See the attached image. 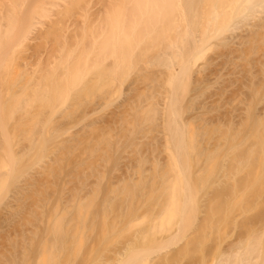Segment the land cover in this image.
I'll return each instance as SVG.
<instances>
[{
	"label": "rangeland",
	"instance_id": "rangeland-1",
	"mask_svg": "<svg viewBox=\"0 0 264 264\" xmlns=\"http://www.w3.org/2000/svg\"><path fill=\"white\" fill-rule=\"evenodd\" d=\"M27 1L0 18V250L264 264V6Z\"/></svg>",
	"mask_w": 264,
	"mask_h": 264
},
{
	"label": "bare ground",
	"instance_id": "bare-ground-1",
	"mask_svg": "<svg viewBox=\"0 0 264 264\" xmlns=\"http://www.w3.org/2000/svg\"><path fill=\"white\" fill-rule=\"evenodd\" d=\"M4 1V0H3ZM8 1V0H7ZM6 1V2H7ZM11 1V0H10ZM28 2L27 0H15L13 3H12V7H10L11 8V12L12 13H14V12H16V14L14 13V15H9V17H8V19H7V16L8 15H5L6 17V19L8 20L7 22H8V25H22L23 24V20H20V16L22 15H20L19 17H18V19H19V21H16V19H17V13L19 14L20 12L22 13V11H20L21 9L20 8H22V10L24 9L23 7H22V4H24V3H26V2ZM64 1V0H63ZM67 1V0H66ZM78 1V0H77ZM77 1H75V3L77 2ZM81 1V0H80ZM82 1H85V0H82ZM139 1H141V0H139ZM138 1V2H139ZM162 1V0H161ZM164 1V0H163ZM163 1H162V5H163ZM166 1V0H165ZM57 2H59V1H57ZM57 2H56V5H57V7L59 8V4H57ZM61 2H62V0H61ZM137 2V1H136ZM155 2H158V1H155ZM160 2V1H159ZM241 2V1H240ZM54 3V2H53ZM52 3V4H53ZM60 3V2H59ZM64 3V2H63ZM74 3V4H75ZM134 3H135V1H134ZM144 3V2H143ZM150 3L152 4V2L150 1ZM165 3V2H164ZM168 3V2H167ZM4 4V3H3ZM2 4V5H3ZM7 4H9V3H7ZM26 4H28V3H26ZM70 4V3H69ZM73 3H71V5H72ZM88 4V3H87ZM137 6H138V3H135ZM139 4H142V3H139ZM146 4H148L149 5V3H146ZM150 4V5H151ZM240 5H239V8H238V12H239V14H241V15H246L247 16V14H249L250 15V13H252V12H254V11H259L258 9L259 8H261V7H263L264 6V0H242V2L241 3H239ZM1 5V4H0ZM54 5H55V3H54ZM65 5V4H64ZM63 5V6H64ZM78 5V7H79V3L77 4ZM88 5H90V4H88ZM158 5V4H157ZM161 5V6H162ZM6 6V5H5ZM11 6V5H10ZM75 6V5H74ZM73 6V7H74ZM82 6V5H81ZM80 6V7H81ZM85 6V5H84ZM136 6V7H137ZM140 6V5H139ZM142 6V5H141ZM153 6V5H152ZM151 6V7H152ZM156 6V5H155ZM161 6H159L158 5V7L160 8ZM3 7V6H2ZM8 7H9V5H8ZM57 7H55V8H57ZM68 7V6H67ZM66 7V8H67ZM148 7V6H147ZM157 7V8H158ZM4 8V7H3ZM54 8V7H53ZM61 8H63V7H61ZM85 8V7H84ZM138 8V7H137ZM142 8V7H141ZM146 8V7H145ZM157 8H155V9H157ZM264 8V7H263ZM2 9V8H1ZM9 9V8H8ZM20 9V10H19ZM69 9V8H68ZM138 9H140V7L138 8ZM153 9V8H152ZM1 11H3V10H1ZM0 11V12H1ZM17 11H19V12H17ZM7 13H9V12H7ZM256 13V12H255ZM1 14H2V12H1ZM0 14V15H1ZM11 14V13H10ZM254 14V13H253ZM4 15L3 16H1L0 18L2 19V20H5L4 19ZM16 15V16H15ZM13 16H15L16 18L14 19V17ZM3 17V18H2ZM17 19V20H18ZM15 20V21H14ZM20 21H22L21 23H18V24H15V22L17 23V22H20ZM1 20H0V24H1ZM5 22H6V20H5ZM10 23V24H9ZM24 25H26V24H24ZM31 26H33V25H31L30 24V26L28 27V28H30ZM35 26L36 25H34V29H35ZM209 26V25H208ZM32 28V27H31ZM30 28V29H31ZM32 28V30H34ZM38 28V27H37ZM24 29V28H23ZM25 30H26V28H25ZM25 30H23V32H22V34H25L24 33V31ZM29 29H27L26 30V33H28L27 35H31V32H33V31H31V30H29ZM37 31V30H36ZM208 31V30H207ZM205 32H206V30H205ZM35 33H37V32H35ZM21 34V35H22ZM206 34V36H208L209 35V33H208V35H207V33H204V35ZM26 34H25V36H27ZM21 37H23L22 39H24V35L23 36H21ZM27 37H30V36H27ZM34 38V37H33ZM25 39H27L28 40V38H26L25 37ZM24 39V40H25ZM23 41V40H22ZM24 42H26V41H24ZM27 101V100H26ZM30 101V100H29ZM18 102H20V101H18ZM18 102H17V104H18ZM20 104V103H19ZM175 192V191H174ZM173 192H171L170 193V197L171 198H174L175 199V197H177V194H176V196H175V193L174 194H172ZM172 194V195H171ZM6 221L4 222V223H2L1 225H0V240H2V238L4 237V235L6 236V229L9 227V224H10V220H11V218L9 217L8 219H5ZM45 237V236H44ZM48 237V236H47ZM5 238V237H4ZM42 238V237H41ZM54 238V237H53ZM56 238H57V236H56ZM25 239V238H24ZM32 239H34V238H32ZM55 239V238H54ZM59 239V238H58ZM22 240V239H21ZM190 240V239H189ZM24 241V240H23ZM23 241H21V242H23ZM29 241V240H28ZM57 241V240H56ZM257 239L255 240H253L252 241V239L250 240V242L245 246L246 247V249H245V253L244 252H242V253H240L239 254V252L240 251H238L237 253H235L234 251H233V253H235V254H233L232 252L230 253V254H232V255H230V254H228V255H226V254H222V256H220V259L219 260H217L216 261V263L215 264H229V262L230 261H232V263H233V260L234 261H236L238 264L240 263V264H244V262H243V260H245V258L247 257V256H252L251 258H253V255L250 253V251H254L256 248H258L259 247V243H258V247H257ZM25 243V242H24ZM19 246V245H18ZM17 246V247H18ZM23 247V246H22ZM11 248V249H3V250H0V264H19L18 263V260H20V259H22L23 261L24 260H28L29 262H22L21 264H57V261H55V258H59L60 256V254L57 256V255H55V253L56 252H58V250H56V249H54V248H52V249H46L47 247H43L44 249H39V250H37V249H32V248H30V249H28V248ZM244 247V248H245ZM4 248H6V247H4ZM2 249V248H1ZM256 252H258V249H256ZM61 253V252H60ZM255 253V252H254ZM248 254H250V255H248ZM57 256V257H56ZM247 258V259H251V258ZM215 259V258H214ZM245 260V263H246V261H248V260ZM56 260H58V259H56ZM56 263H55V262ZM231 264V263H230ZM234 264H235V262H234Z\"/></svg>",
	"mask_w": 264,
	"mask_h": 264
}]
</instances>
